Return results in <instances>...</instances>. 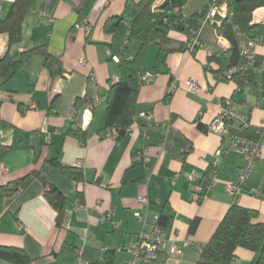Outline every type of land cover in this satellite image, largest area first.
Instances as JSON below:
<instances>
[{
	"label": "crops",
	"instance_id": "1",
	"mask_svg": "<svg viewBox=\"0 0 264 264\" xmlns=\"http://www.w3.org/2000/svg\"><path fill=\"white\" fill-rule=\"evenodd\" d=\"M140 1L35 0L19 43L11 45L9 35L0 34V58L45 44L55 58L50 69L42 55H33L0 86V186L25 177L21 189L0 207V246L20 248L39 264H76L81 246L91 262L124 264L131 258L126 247L144 226L136 213L153 223V214L161 215L167 205V240L154 264H195L231 205L257 209L259 221H264V132L256 169L235 194L227 184L245 164L244 154L230 151L217 157L231 134L210 130L226 99L245 113L248 124L264 127L263 90L230 80L233 68L227 79L217 77L213 70L220 65L209 58L222 53L229 57L233 46L214 22L203 27L202 46L189 49L213 0L155 1L153 9L167 3L183 14L189 34L171 33L167 46L175 50L156 44L146 48L142 72L151 77L140 87L133 125L122 136L101 132L111 85L120 78V61L134 59L141 48V41L129 39ZM13 2L0 1V19L7 17ZM115 17L121 22L107 32L106 22ZM86 19L90 33L76 27ZM262 22L264 6L252 20ZM257 52L264 65V44ZM262 74L256 71L259 82ZM190 80L200 85L198 91L188 89ZM77 130L89 132L85 141L74 134ZM145 148L150 170L135 160ZM216 159V182L207 188ZM57 160L80 168L83 179L66 176ZM33 171L67 196L60 222L43 180ZM199 187L203 190L197 191ZM140 196L150 200L148 207L139 202ZM112 210L113 219L102 220ZM195 219L198 225L192 231ZM172 245L182 252L171 253ZM258 260L259 253L240 247L224 264Z\"/></svg>",
	"mask_w": 264,
	"mask_h": 264
},
{
	"label": "trees",
	"instance_id": "2",
	"mask_svg": "<svg viewBox=\"0 0 264 264\" xmlns=\"http://www.w3.org/2000/svg\"><path fill=\"white\" fill-rule=\"evenodd\" d=\"M34 1L14 0L7 17L0 19V34L7 33L11 45L21 41L23 23ZM155 1L141 0L138 3V13L132 22L129 39L135 38L141 41V48L134 59H121L120 61V78L111 85L107 107L102 119L101 132L105 134L115 129L118 135L122 136L135 121L137 115L136 103L140 87L143 84L139 76L143 71L146 48L151 44H156L166 51L175 50L177 48L167 46L171 40V33L189 34V28L183 14L174 13L173 8L167 3L153 9ZM263 6L264 0H229L230 16L223 19L219 29L231 41L232 54L229 57L225 56V53L213 54L209 60L219 63V70H213L216 74L219 73L218 78L223 76L222 79H224L227 73L235 67L236 71H231V74H229L230 80H234L239 85L261 86L264 98V71L259 82L256 75L257 69L241 70L238 68L242 59L240 55L241 46L238 45L240 40L238 35L255 37L264 34L263 22L252 23L255 10ZM121 20V17L109 19L105 25L106 31H113ZM35 54L42 55L46 67L52 69L55 58L49 52L46 44L22 52L18 56L7 53L0 58V86L19 71L26 61ZM262 64V60L258 58L257 65L261 66ZM201 128L205 129L203 125H201ZM263 132L264 127L251 124H248L242 130L230 129L231 135H240L256 142H260ZM74 134L82 141H85L89 136V132L82 130H77ZM55 164L61 168L66 176L76 181L83 179V171L80 168L64 165L58 160ZM33 173L43 180L45 195L57 211V221L60 222L67 196L40 173L36 171H33ZM24 179L25 177L19 178L0 186V207L6 198L13 196L21 189ZM170 211V207L167 205L163 207L159 220L161 225L164 226L170 220ZM259 216L260 213L257 209L244 207L238 203L231 205L210 240L204 244L200 257L195 264H224L236 255V251L240 247L259 253L258 264H264V221H259ZM197 225L198 219H195L192 222L191 230L194 231ZM0 260L10 264H29L30 262V258L22 249L6 246H0Z\"/></svg>",
	"mask_w": 264,
	"mask_h": 264
},
{
	"label": "built area",
	"instance_id": "3",
	"mask_svg": "<svg viewBox=\"0 0 264 264\" xmlns=\"http://www.w3.org/2000/svg\"><path fill=\"white\" fill-rule=\"evenodd\" d=\"M1 1V0H0ZM230 16V8H229V0H213L210 5L206 15L200 19L199 29L196 31V37L191 40L189 45V49L191 51L195 50L202 46V42L200 40V35L203 27L208 22H214L217 26L222 24L223 19ZM76 27L86 33L91 32V23L89 20H83L81 23L77 24ZM239 39L242 40V45L240 49V55L242 58V65L240 66L241 70H252L257 69L259 71H264V65H257V48L260 45L264 44L263 35H258L255 37H249L246 35H238ZM86 59L81 58L80 62L85 63ZM236 71V69H233ZM140 80L144 83L151 77V73L146 71L140 73ZM118 79H115V82ZM188 89L190 91H198L200 89V85L195 80H190L188 82ZM96 99L95 102H97ZM94 105V104H93ZM248 125L247 117L243 111L236 108L233 105L231 99H226L224 102L223 109L220 114L213 120L210 125V130L213 132H230L231 128L244 129ZM111 137H117L118 132L113 129L108 133ZM230 151H237L244 154L245 164L240 168L239 173L235 180L229 182L227 184L228 189L233 193H239L240 189L248 182L251 175L256 169V164L261 157V143L250 140L246 137L240 135H231L229 139V144L217 151V157H222L227 155ZM135 160L141 163H144L146 168L150 170V160L151 157L148 153V148H145L143 151H139L135 155ZM219 161L216 159L213 163V170L211 176L213 177L211 183L207 186V188L211 187L215 184V170L218 167ZM264 183V176L262 179ZM197 191L203 190L201 187L196 188ZM197 196V194H195ZM139 202L144 206H149L150 200L145 196L139 197ZM115 211L112 210L109 213H106L102 216V220L113 219ZM136 215L144 220V226L140 233L138 234L137 239L131 243L128 247H126L127 251L130 252L131 258L124 264H154V262L158 258V252L161 246L166 243L167 235L164 229V226L159 223L160 215L154 213L153 214V223H149L147 219V215L143 216L141 213H136ZM188 242H185L184 245H187ZM171 253L180 254L182 249L178 245H172L170 248ZM77 259L76 264H100L94 263L87 260L84 256V246L78 247L76 249ZM0 264H10L3 260H0ZM29 264H39L38 260L31 259Z\"/></svg>",
	"mask_w": 264,
	"mask_h": 264
}]
</instances>
